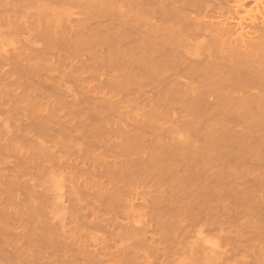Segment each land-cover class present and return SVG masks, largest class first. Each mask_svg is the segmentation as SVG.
Instances as JSON below:
<instances>
[{
    "label": "bare ground",
    "instance_id": "obj_1",
    "mask_svg": "<svg viewBox=\"0 0 264 264\" xmlns=\"http://www.w3.org/2000/svg\"><path fill=\"white\" fill-rule=\"evenodd\" d=\"M1 36L0 264H264V0H0Z\"/></svg>",
    "mask_w": 264,
    "mask_h": 264
},
{
    "label": "rangeland",
    "instance_id": "obj_2",
    "mask_svg": "<svg viewBox=\"0 0 264 264\" xmlns=\"http://www.w3.org/2000/svg\"><path fill=\"white\" fill-rule=\"evenodd\" d=\"M244 8H245V10H246V13L249 12L250 14H251V13H254L255 10H256V8L253 6V3H251V2H250V3H247L246 6H244ZM259 9H260V8H259ZM242 13L244 14L245 12H241V14H242ZM243 14H242V15H243ZM255 16L258 17L257 15H255ZM249 17L251 18V15H250V16H247V17L244 15L245 21L248 22L249 19H250ZM0 38L3 39L2 36H1ZM5 44H6V43H5ZM9 47H10V46H9ZM70 85H71V84H70ZM239 125H241V124H239ZM242 126H243L242 128H246V126L243 125V123H242ZM240 127H241V126H240ZM241 130H243V129H241ZM49 183H51V187H52V182H49ZM48 185H49V184H48ZM52 189L55 190L54 185H53ZM53 190H52V193H54ZM57 192H58V190H57ZM59 192H60V191H59ZM55 193H56V190H55ZM53 195H54V194H53ZM57 195H59V193H57ZM57 195H56V197H58ZM53 197H54V199H56V198H55V195H54V196H51V198H53ZM57 211H58V210H57ZM59 212L61 213V211H59ZM59 212H57V214H58ZM193 229H195V228H193ZM195 231H196V230H195ZM206 237H208V236H206ZM206 237H205L204 239H208L210 236H209L208 238H206ZM193 239H196V235H195V237H194V235H193V236H190V237L188 238V240H192V241H193ZM194 241H195V240H194ZM189 242H190V241H189ZM203 245H205V247H206L208 244H207V245H206V244H203ZM207 247H208V246H207Z\"/></svg>",
    "mask_w": 264,
    "mask_h": 264
}]
</instances>
